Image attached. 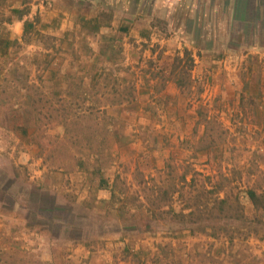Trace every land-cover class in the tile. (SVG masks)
Masks as SVG:
<instances>
[{"label": "rangeland", "instance_id": "rangeland-1", "mask_svg": "<svg viewBox=\"0 0 264 264\" xmlns=\"http://www.w3.org/2000/svg\"><path fill=\"white\" fill-rule=\"evenodd\" d=\"M193 186L241 209L181 218ZM250 187L264 0H0V264H264Z\"/></svg>", "mask_w": 264, "mask_h": 264}, {"label": "trees", "instance_id": "trees-1", "mask_svg": "<svg viewBox=\"0 0 264 264\" xmlns=\"http://www.w3.org/2000/svg\"><path fill=\"white\" fill-rule=\"evenodd\" d=\"M14 12H19V11L14 10ZM182 55H183L182 58L177 57L175 59V63H177V65L176 68L172 70L171 74L175 78L174 84L176 85V87L179 89V91L184 92V91H189V89L191 88L190 86L191 83L188 84V81L191 78L190 68L193 65V59L189 51H187L186 49H184ZM183 59H185V61L189 64V68L188 67L184 68V66H182L181 63ZM212 144L214 145L215 143L213 142ZM183 180H185V178ZM196 182H197L196 176L192 175L190 178L189 185H195ZM195 190L197 189H194L193 186V188L188 192L189 205H186L188 209V213L184 214L183 212H180L179 214H177L179 215V217L185 219H192L194 216L198 215V213H202V212L213 213L216 211L220 214V216H223L225 212L229 211L228 209L230 208L229 205L233 202L236 203V207L238 209L239 208L241 209L238 197L232 198L228 195L229 193H223V196H220L221 192L219 191L220 189L217 187L212 189H207L204 187L205 196L206 194L211 196L210 199H208V197L206 196V199L204 198V200H201L200 198L201 196L199 197V195H196ZM176 192L177 191H174V193ZM152 193H153L152 196L153 201L148 199L147 201L149 202V211L151 212V214H154L156 210H159L161 208V203L159 202H161L162 200H164L165 203L169 202L172 196H169V192L166 189H164V191L159 190L158 192L152 191ZM158 196L159 198H157ZM111 197H114L113 192H111ZM245 197L247 198V200L250 202V204L253 206L255 210L264 211V194L261 190L258 191V189H256L255 187H250L245 191ZM155 201H159V202L155 203ZM156 205L158 206V209ZM167 205L169 204L167 203ZM150 207L154 211H152ZM215 220L219 221V216L215 217ZM189 222H191V224H194L192 223L194 222L193 220H190ZM203 232H205V229L203 230Z\"/></svg>", "mask_w": 264, "mask_h": 264}, {"label": "crops", "instance_id": "crops-1", "mask_svg": "<svg viewBox=\"0 0 264 264\" xmlns=\"http://www.w3.org/2000/svg\"><path fill=\"white\" fill-rule=\"evenodd\" d=\"M80 2V0H78ZM255 15H257V13H255ZM263 47V46H262Z\"/></svg>", "mask_w": 264, "mask_h": 264}]
</instances>
